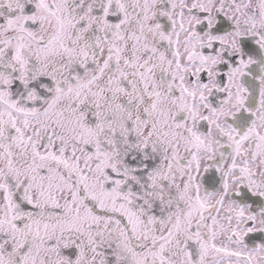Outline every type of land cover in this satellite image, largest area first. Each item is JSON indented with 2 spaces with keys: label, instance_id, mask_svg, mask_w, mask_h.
<instances>
[{
  "label": "snow or ice",
  "instance_id": "1",
  "mask_svg": "<svg viewBox=\"0 0 264 264\" xmlns=\"http://www.w3.org/2000/svg\"><path fill=\"white\" fill-rule=\"evenodd\" d=\"M0 264H264V0H0Z\"/></svg>",
  "mask_w": 264,
  "mask_h": 264
}]
</instances>
